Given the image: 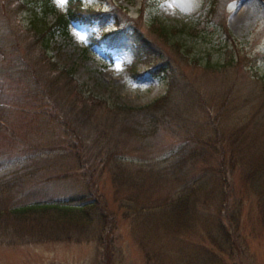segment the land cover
Here are the masks:
<instances>
[{"label":"rangeland","instance_id":"rangeland-1","mask_svg":"<svg viewBox=\"0 0 264 264\" xmlns=\"http://www.w3.org/2000/svg\"><path fill=\"white\" fill-rule=\"evenodd\" d=\"M19 2L0 0V57L8 66L0 73V184L15 182L0 205L94 197L97 209L77 224L49 210L0 213V264H146V257L204 264V251L219 256L217 264H264L259 199L243 180L264 159V0H79L107 11L104 30L114 21L126 34L139 30L157 52L149 58L176 68L175 89L143 110L166 92V80L133 61L129 48L101 39L100 21L69 20L68 36H51L39 53L24 32L31 13ZM50 3L47 23L67 6ZM151 20L163 25L164 37ZM60 68L68 75L59 76ZM39 97L46 98L38 116ZM209 147L234 153L229 195L233 204L240 200L234 213L246 245L236 256L219 254L207 240L216 216L224 218L215 216V197L183 224L163 223L153 207L178 184L156 178L158 170L175 164L180 149ZM200 158L184 165L186 178L216 165L213 155Z\"/></svg>","mask_w":264,"mask_h":264},{"label":"trees","instance_id":"trees-1","mask_svg":"<svg viewBox=\"0 0 264 264\" xmlns=\"http://www.w3.org/2000/svg\"><path fill=\"white\" fill-rule=\"evenodd\" d=\"M19 5L26 7L31 13V17L28 20V24L26 25L24 32L28 35L27 39L29 40V43L33 45L39 53H45L47 51V42L51 36L60 35L64 38L68 36L69 20L83 19L86 21H100L99 36L101 39H104L109 45L117 44L129 48L132 53L133 61L142 59L144 63L149 64L148 71L152 75H159L166 80V92L154 98L150 103L138 107L139 109L143 110L148 107L153 108L157 106V104L161 100H165L170 91L175 89V86H177L175 74L176 68L171 65L169 59L163 61L159 59L158 61H154L149 58L157 52L148 48L146 43L147 39L140 34L139 30L137 31L133 29L131 33L126 34V32H123V28H119L117 21L113 22L114 29L111 31L103 29L102 15L107 13V11H101L90 7L83 8L79 0H67V6L64 13H56L54 19L50 23H47L45 21V17L48 13L53 11L50 0H21ZM148 25L152 30L156 29L157 34H161L163 37L165 36V29L158 21L151 20ZM12 33H14L13 29ZM4 58L6 57H0V73L4 70L8 71L7 64L4 66ZM234 58L236 59V57ZM232 59L233 57H230V60ZM16 64L17 62H14V65ZM49 65L50 68H53L54 64L49 62ZM60 69V73L58 74L59 76L68 75V70L66 71L63 68ZM261 80H263V82L260 84L264 86V79ZM45 98L46 97L33 98V100L35 99L36 101L34 107L37 108V110L35 112H38L39 110L41 113L38 114V116L43 115L44 113L43 110H41L44 106V101L41 102V100ZM126 108L133 109L131 107ZM146 112L148 111L146 110ZM204 142L208 144L210 141L209 139H204ZM70 149H74V147H71ZM207 149L209 150L207 151ZM207 149H180L181 156L178 157L179 160L176 161L175 164L158 170L156 178H160L161 180H173L178 184L175 189H173L165 198L162 199V201H160V203L155 204L153 207H157L159 213L163 214V223L183 224L186 223V220L188 221L191 218L192 214L195 212L194 209H196L198 205L205 204L208 199L215 197L216 200L218 199L216 203L215 216L218 213H223L224 218H218L216 216V219L214 220V230H206L207 240L212 246H214L213 248L219 254H224L228 257L236 256L245 251L246 245L244 242L245 237L241 233L242 225L239 220V215L234 213V211L239 209L237 204H239L240 200L237 199V204H233L229 195V175H231L235 165L234 153L228 151L225 154L224 152L219 151V149H214V147H209ZM180 152L178 150V153ZM176 154L177 152L172 153L169 160L174 159ZM210 155H213L215 158V166L206 165V169L201 168L197 170V172H199L196 173L197 175H195V177L188 179L191 176L189 175L188 178H186L188 170H184L183 167L187 162L189 163V161H192L191 158L201 156V160L209 161ZM225 156H227L226 159ZM74 157L80 162L82 155L79 150L74 152ZM247 169V171L245 170L246 172L244 173L243 180L247 183V188L257 194V198L259 199L258 208L260 215H262L260 216V220L262 226L264 227V159L259 162L258 168L255 171L254 164H250ZM73 170L74 168H68L65 172L68 173ZM204 170L209 172L208 177L205 175ZM65 172L62 176L65 175ZM213 174L215 177L213 178L212 183H210L207 179H211ZM216 180L217 183L215 184L214 182ZM255 181H261V183H257ZM10 184L14 185V180L5 179L3 183L0 184V194L7 192ZM78 198L80 199L81 195ZM72 200L75 199L72 198ZM96 204L97 199L94 197L81 200V202L79 200L77 203L63 201L47 203L44 201H35L29 204L15 206H9L6 204L4 206L0 205V213H12L13 216L24 215L32 212H46L49 210L51 212L54 211L56 216L55 220L60 218L77 224L82 223V220H86V222L90 220L92 213H94L97 209ZM204 252L208 255L206 263L204 264H217L219 256L214 254V252ZM154 255L155 254H153V256ZM145 260L146 264H154L153 259L150 257H146Z\"/></svg>","mask_w":264,"mask_h":264},{"label":"snow or ice","instance_id":"snow-or-ice-1","mask_svg":"<svg viewBox=\"0 0 264 264\" xmlns=\"http://www.w3.org/2000/svg\"><path fill=\"white\" fill-rule=\"evenodd\" d=\"M58 3L63 5L65 3V0H58Z\"/></svg>","mask_w":264,"mask_h":264},{"label":"clouds","instance_id":"clouds-1","mask_svg":"<svg viewBox=\"0 0 264 264\" xmlns=\"http://www.w3.org/2000/svg\"><path fill=\"white\" fill-rule=\"evenodd\" d=\"M54 2H55V0H54ZM67 2V0H65V3Z\"/></svg>","mask_w":264,"mask_h":264}]
</instances>
